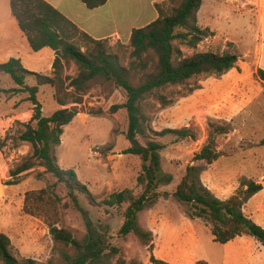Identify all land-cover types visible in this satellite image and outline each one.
I'll use <instances>...</instances> for the list:
<instances>
[{
	"label": "rangeland",
	"instance_id": "1",
	"mask_svg": "<svg viewBox=\"0 0 264 264\" xmlns=\"http://www.w3.org/2000/svg\"><path fill=\"white\" fill-rule=\"evenodd\" d=\"M179 2L167 0L161 4L170 7ZM197 19L209 29V34L195 49L183 46L185 55L198 51L230 52L238 55V61L222 75H200L164 90L162 93L169 100L166 106L156 97L151 99L150 123L154 130L187 127L196 136L157 137L164 145L161 176L171 177L172 181L159 186L157 201L138 217L140 232L127 237L119 233L127 203L115 207L93 205L84 193L66 185L50 187L56 178L51 174L39 175L43 167L12 175L32 153L31 145L19 136L35 106L29 92L15 91L19 86L0 72V233L11 237L18 258H31L39 264H66L65 254L74 256L75 248L55 242L50 224L56 223L82 239L88 231L86 211L94 223L102 225L103 232L108 230L109 242L123 248L126 264H155L152 256L163 261L162 257H175L182 264H191L198 227L203 228L198 231L200 260L222 264L223 248L214 240L211 225L189 217L187 207L179 206L172 195L190 164L204 167L202 183L222 200L243 193L248 182L264 178V83L258 76V69L264 68L260 0H204ZM108 42L127 66L131 60L130 41ZM46 70L38 67L35 72L46 74ZM76 74L73 63L64 69V76ZM27 83L34 85L36 81L30 76ZM37 97L44 115L63 107L78 110L74 120L63 127L56 154L60 167L74 169L97 202L114 193L138 197L143 192L139 180L141 160L125 153L130 146L126 138L127 110H113L126 100L122 89L111 92L95 86L84 95L81 104L66 106L58 104L55 89L50 85L41 86ZM212 123L229 124L230 128L228 133L217 135L220 157L212 164L195 162V155L209 139ZM140 140L145 143V139ZM243 210L249 213L247 205ZM257 256V261L264 263V254ZM117 260L118 255H114L89 264H117Z\"/></svg>",
	"mask_w": 264,
	"mask_h": 264
},
{
	"label": "trees",
	"instance_id": "2",
	"mask_svg": "<svg viewBox=\"0 0 264 264\" xmlns=\"http://www.w3.org/2000/svg\"><path fill=\"white\" fill-rule=\"evenodd\" d=\"M83 1L93 9L106 4L108 0ZM203 3L204 0H180L177 6L156 4L159 13L157 19L133 29L130 37L131 60L124 66L119 53L113 50L108 39H96L84 32L46 0H10L12 13L31 48L39 51L50 47L55 51L52 75L29 70L18 58L0 63V72L9 75L19 86L15 91L29 92V99L35 106L31 119L23 123L24 130L19 136L31 145L32 153L12 175L19 176L37 166L43 167L39 175L51 174L56 178L50 187L66 185L70 190L84 193L93 205L115 207L127 203L125 221L119 233L123 237L131 233L138 234L140 213L157 201L159 186L172 181L171 177L161 176V150L164 145L157 137L176 135L185 139L196 136L187 127L154 130L150 123L151 99L156 97L166 106L169 100L162 93L164 90L200 75H222L233 69L238 61V55L230 52L198 51L185 55L183 46L195 49L209 34V29L202 27L197 19ZM71 63L77 67V74L64 76V69ZM30 76L36 81L34 85L27 83ZM258 76L264 83V68L258 69ZM44 85L55 89L57 102L61 106L81 104L84 95L95 86L111 92L119 88L124 91L125 102L114 106L113 110L124 108L128 113L126 138L130 146L125 153L141 160L142 174L139 180L144 189L138 197L119 192L97 202L87 186L78 180L74 169L60 167L56 151L62 142L63 127L70 124L79 112L76 108L63 107L50 115H44L37 97L40 87ZM229 129V124L212 123L209 139L195 155L194 161L207 164L215 162L220 157L217 135L228 133ZM140 138L145 139V143ZM203 171L204 167L200 164L188 165L172 199L179 206L187 207L185 212L189 217L207 221L216 242L224 244L239 236H250L264 246V227L243 210L249 198L263 189L262 184L250 181L243 193L222 200L202 183ZM84 213L88 231L82 239L68 229L59 228L56 223L50 224V233L55 242L75 248L74 256L65 254L66 264H89L114 255H118L117 264H126L122 258L123 248L110 243L108 230L103 232L102 225L94 223L87 212ZM151 260L155 264H168L155 256ZM0 264L39 263L31 258H18L13 251L11 237L1 232ZM196 264L208 262L199 260Z\"/></svg>",
	"mask_w": 264,
	"mask_h": 264
},
{
	"label": "crops",
	"instance_id": "3",
	"mask_svg": "<svg viewBox=\"0 0 264 264\" xmlns=\"http://www.w3.org/2000/svg\"><path fill=\"white\" fill-rule=\"evenodd\" d=\"M46 1L58 8L81 30L92 37L127 43L130 41L134 28L143 27L157 19L159 13L156 4L167 0H108L106 4L93 9L89 8L83 0ZM134 21L137 23H133ZM259 28L264 37V0H260ZM11 58L20 59L23 66L32 71H38V67L46 68V74L51 75L55 51L50 47L34 51L12 13L10 0H0V63ZM258 183L262 184L263 189L251 196L245 206L247 205L249 209L248 215L264 227V178ZM197 229L193 245L195 259L191 264H196L200 260L198 231L203 228L198 227ZM253 239L250 236H239L227 243H221L222 264H264L257 261V255L264 254V246L255 239L256 242H252ZM162 259L170 264H182L175 257L170 259L162 257Z\"/></svg>",
	"mask_w": 264,
	"mask_h": 264
}]
</instances>
